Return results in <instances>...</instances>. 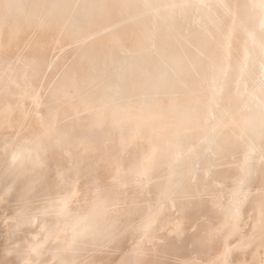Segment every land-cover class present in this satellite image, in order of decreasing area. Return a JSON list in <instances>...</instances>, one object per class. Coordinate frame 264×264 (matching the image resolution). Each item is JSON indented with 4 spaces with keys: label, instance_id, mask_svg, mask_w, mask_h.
Instances as JSON below:
<instances>
[{
    "label": "bare ground",
    "instance_id": "obj_1",
    "mask_svg": "<svg viewBox=\"0 0 264 264\" xmlns=\"http://www.w3.org/2000/svg\"><path fill=\"white\" fill-rule=\"evenodd\" d=\"M0 264H264V0H0Z\"/></svg>",
    "mask_w": 264,
    "mask_h": 264
}]
</instances>
